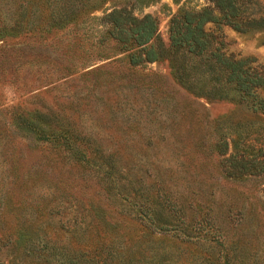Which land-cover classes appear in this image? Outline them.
<instances>
[{"label":"rangeland","instance_id":"rangeland-1","mask_svg":"<svg viewBox=\"0 0 264 264\" xmlns=\"http://www.w3.org/2000/svg\"><path fill=\"white\" fill-rule=\"evenodd\" d=\"M243 1V11L235 16L246 25L243 30L225 23L216 9L217 19L203 27L214 35L210 48L218 44L226 53L249 57L264 73V24H248L264 16V0ZM89 3L95 5L90 15L96 17L122 5L137 16L151 14L156 30L148 43L159 45L162 54L128 65L126 54L135 47L120 49L99 18L60 32L43 45L26 37L33 47L21 56L5 52L0 103L68 111L92 136L102 131L108 150L124 143L115 166H121L126 179L113 180L117 193L112 194L98 172L95 176L61 157L51 161L38 154L20 169L17 181L14 161L25 152L9 141L0 142V212L9 201L24 205L0 213V264H264V168L228 175L225 153L219 150L225 140L227 152L264 159V112L252 110L237 96L204 94L209 87L201 69L205 53L173 48L168 39L172 17L213 7V2ZM100 34L104 40L98 47L93 41ZM68 43L85 60L64 54ZM14 57L27 61L14 69ZM174 60L188 66L189 88L174 78ZM64 64L73 73L67 75ZM95 65L98 69L85 79L81 72ZM257 94L264 96V86ZM59 178L77 183L72 195L55 189ZM40 204L44 209L39 212ZM15 214L29 222L30 241L13 243L3 235L4 217L11 220Z\"/></svg>","mask_w":264,"mask_h":264},{"label":"trees","instance_id":"trees-1","mask_svg":"<svg viewBox=\"0 0 264 264\" xmlns=\"http://www.w3.org/2000/svg\"><path fill=\"white\" fill-rule=\"evenodd\" d=\"M211 1L213 7L205 6L200 10L185 11L182 17L171 18L168 28L169 44L173 48L181 47L188 53H205V62L201 69L208 76L209 87L204 90V94L220 98H235L237 96L238 100H244L248 106L250 105L252 110L264 112V96L257 94V89L264 86V73L261 66L258 63L252 64L249 57H236L232 52L226 53L219 49L218 44L210 48L214 35L203 27L206 21L217 19L213 12V9H216L225 23L243 30L246 25H243L242 21L236 19L235 16L243 11L242 7L245 5V1ZM94 8L95 5L89 3V0H0V73L4 71L3 64L8 61L6 51L12 50L14 54L17 53L18 56H21L28 48L33 47L24 38L34 39L37 45H43L56 34L65 30L70 31L73 27L78 29V25L83 26L93 18H99L104 25V32L108 34L107 37L116 42L120 49L135 47L134 50L128 51L126 54L125 61L128 65L135 66L143 61H153L162 54L163 50L159 45L154 46L152 43H148L156 30V20L151 14L144 13L137 16L132 13L130 8L122 5L103 11L96 17L90 15ZM251 23L263 25L264 16L248 22V24ZM103 40L104 38L100 34L93 42L101 47ZM72 46V43H68L63 49V53L73 54L72 59L77 61L85 60L76 49H72ZM97 50L99 53L101 52L99 49ZM101 54L99 56H103ZM110 55L112 56V54ZM104 57L110 56L104 53ZM14 59L15 61L12 62L14 69L27 61L15 57ZM116 59H121V57ZM91 64L93 63L82 65V69ZM72 66L73 71L75 70L74 61H72ZM172 67L174 78L189 88L188 66L182 64V61L174 60ZM62 69L67 75L73 73L69 64H64ZM93 69H98L97 65L85 69L81 75L87 79L86 75ZM93 83H97L95 77ZM2 105L3 103H0V142L9 141L25 152L24 156L20 155L14 161V170L18 172L17 181L19 173L22 175L20 169L25 166L24 164L29 163L39 154L40 158L51 161L61 157L64 160L62 162L86 168L95 176L99 173L101 178L109 182L106 183V191L117 193L114 190L113 180L116 177L125 178V174L121 170V166L116 168L115 161L118 159V152L124 149V143L108 150L109 147L104 145L101 139L102 131H96L92 136L83 126L78 125V119H72L73 117L68 111L60 113L58 109L50 106L24 108L19 104H6V107ZM68 108L72 109V106ZM227 149V142L223 140L219 150L225 153L223 159L226 174L254 173L264 168V159L253 160L244 157L240 151L227 152ZM115 168V173H113ZM110 169H112L111 173ZM125 181V184H129L127 180ZM56 184L55 189L59 192L65 190L68 195H72V191L77 185L76 182L66 183L63 178L56 180ZM78 192L82 194L81 190ZM144 196L146 197V194ZM77 198L75 200L81 202ZM82 205L84 204L81 203ZM18 207L23 208V203L15 204L9 201V205H4L2 213H0L4 216L9 212V209L18 210ZM43 209V204L37 206V211L40 212ZM3 221H5L3 224L5 227H2V233L5 238L11 237L13 243L14 241L18 243L22 240L25 242L31 240L29 222L25 223L18 219L16 214L11 220L4 217Z\"/></svg>","mask_w":264,"mask_h":264}]
</instances>
